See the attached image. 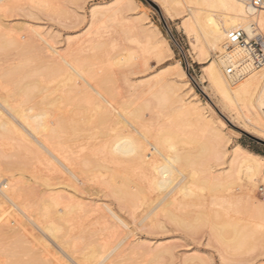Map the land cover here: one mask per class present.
Here are the masks:
<instances>
[{
    "label": "rangeland",
    "instance_id": "obj_1",
    "mask_svg": "<svg viewBox=\"0 0 264 264\" xmlns=\"http://www.w3.org/2000/svg\"><path fill=\"white\" fill-rule=\"evenodd\" d=\"M16 2V6H13L14 3H10L11 6L8 7L7 5H5L7 4V0L0 1V13L2 11V14H0V22L3 21L4 24L6 22V25H8L6 31L13 39L16 40V42L21 41V44H19L20 47L15 46L17 48L16 49L13 46L14 50L9 51L10 53L6 54V57L4 55H0V74H4V72L2 71H5L3 69H8L7 66L17 64V62L19 63V61L23 57L33 56V52L29 54L26 53V56H24L25 54L22 55L23 57L20 55L23 54V52L25 53L26 51L30 52L31 49L28 47V45H30L28 44L30 40L34 39V42H32L33 40L31 41L32 43L30 42L34 46L37 43L39 44L35 46L36 49L38 47L40 48L44 46V48L40 50L41 52H44L47 49V47L45 48L44 42L42 40L41 41L43 43L41 41H38L39 38L37 36V33L40 31L39 33L47 37L49 42L52 43L51 45L55 46L54 48L58 52L60 51V53L70 56L72 54L75 55L78 52V55L76 54L78 57L85 54L86 57L85 55L83 57L87 58L85 59L87 60V62L92 59L91 61L93 63H91V61L90 63L93 64L92 67H94V69H99L98 66L102 67L100 68L102 74L104 73L102 69L104 68V70H106L110 66V68L108 69H110L111 71L109 73L106 72L105 74H103V76H107L109 79L113 76L115 79L112 77V80H115V82H117L113 84L114 81L110 79V85L113 84L111 88L114 91L115 98L120 92V98H116L117 106L119 107V109L121 110L122 108L125 112H127V109L131 111L136 108L140 109L139 112L141 111L140 114L143 115H141L142 118L144 117L143 121L147 123L145 124V122H143V124L141 119V122H138L137 124L142 123V127L143 125L146 127L145 130L151 131V133H147L149 134L148 136L155 135V133L157 134L159 131L160 135L161 131H163L164 133L162 132V134L165 136L167 135L165 134V129L168 131L170 128L174 127L170 126L171 123H176V127L178 129L179 127H181V129H186V127L188 126L184 125V116L183 118L182 116H180L179 118L181 123L184 121V124L182 123L184 127L180 125L181 123L178 121V116L174 118L176 119V121L172 119L175 113L171 114L170 108L173 105V107L176 106V104H174V101H172L171 105H169L170 103L165 104V107H159L154 104L156 101L153 98L154 95L152 96L153 93L151 94L150 90L152 89H150L149 85L155 83L156 80L159 79V77L167 78L166 72L169 70V68H173L176 64V61H178L187 75L186 80L188 81V83L184 85L183 90L187 91L188 94L191 95L192 91H188V86L190 85L193 88V91L196 95H191V97L194 100H198L200 104H202L204 111L209 114V116L213 119L219 130L222 132V134H224L228 141L222 148L221 154L223 152L224 153L222 155L219 153L221 157H218L219 154H216V151L214 149L213 151L212 149H210V151H208V156L210 154L211 156H207V159L205 158V160H202L197 158L198 161H196L197 159H195L197 163L201 162V164L198 165L196 162H194L196 165H194L193 163L192 165L188 164L189 166L186 165L187 167H184L182 174L175 173L176 178L173 180L171 185L166 187H159L155 183L150 181L152 171H148L151 170V168L150 166L147 167L148 164L144 165V162L141 163V166L140 164H133L130 168L125 169L126 165L123 161L116 162V160H119H115L114 158L110 157L107 158L101 154H92L93 151L98 152V150L96 149L101 145L100 141H102L98 137L97 139H95V136H98L101 132L104 131V129L101 130V127L97 125V122L93 116L94 111L91 109V107H88L90 106L88 102H86L87 104H84L83 101L86 100L83 99L82 101H80L82 97L75 96L74 98H72L75 100L69 98V100H67V104V101L60 102L61 104L59 103L57 105V109H54L53 105H49L48 102L46 103L45 101H48L50 98H54V96L58 97V95L56 94L60 93L59 89L62 87L61 83L59 84V82L57 83V81H50L47 83L48 87H50L51 90L57 88L55 87V85H60V88H57V91L59 92L55 90L56 92L54 91V93H52L53 97L50 95L51 97L49 96L50 98L47 97L46 99L41 97V95L43 96L47 94L46 92H43L42 94L39 93L40 96L37 92L32 95L33 97L29 96L31 97L29 99L25 98V96L23 95V91V93L20 91L22 95L20 94V92H9L13 89L12 84L14 83L8 82L9 80H7L2 74V76L0 75V97H2L0 98V102L2 103L1 100H5L6 98L7 101L5 102L3 100L4 104L0 103L1 105H5L6 103L11 102L13 106H18V103L20 102L19 105L23 107V103H25L27 107V105L29 104L32 106V104H37L39 102L43 103L38 104V106L41 105L39 107H42L45 111H50V114L49 112L48 114L51 119L54 112L55 114L57 113L59 117L62 116L65 118L76 120L74 126H72V129L70 128L71 126L68 127L67 125L59 131L60 136L63 139V141L61 140V147H64L66 151H64V154L69 158L72 156L70 159L66 158V156L64 158H60V161L62 160L60 164L62 165L50 158L49 155L47 156V154L42 149L41 152L40 147L37 145L36 141H33V139L30 138L31 136H26L27 139H22V137H19L16 132H10V134H6L4 136V133H2L0 129V136H2L0 139V187L5 186V182L11 176L10 179H12L13 184H15L16 187H20V190L23 191H20L19 197L17 198V200H15V202L22 209V211L25 210V214H23L17 207L12 206L9 203H3V208L5 207L8 212V214L5 213L7 215L5 216L12 219L13 217L16 218V216L18 215L16 220L19 217L20 218L15 224H18L17 226H19V228L25 229V232L28 231L26 234L28 238L32 239V241L36 244V247L45 250L42 245L46 244V250L47 248L49 250H52L54 256H57L59 257L58 259H61L56 260L54 256L52 257L53 259H55L57 264H264V226L257 227L255 224L256 222L261 221L264 225V215L258 212L254 207L256 205L255 203L264 205V190L263 193L258 191L259 187H262L264 189V183L262 182L261 176L255 175L253 177V181L255 182L254 186L250 185L249 182L246 181V179H242L236 180L235 183L230 186L231 188L229 187V189L227 190H212L207 186H203V189L199 184V181L208 179V177L211 178V176L219 173V171L225 172L227 170V168L229 167V153L233 145L236 143H240L245 148L264 156V127L260 125H253L246 121V112L242 101H237L233 108H227L223 105L218 94L215 92V89L206 79L204 66L209 62L210 58H205L204 51L206 46L202 44V40H196L191 30H186V28L182 24L184 13L175 14L174 11L170 8V5L164 0H135V3L131 4L132 8L125 10L122 9V6L120 4L116 5L114 0H17L15 1V3ZM120 7L124 12H121L120 10L119 13L117 11L118 9H120ZM109 14L110 17L108 18L107 16ZM104 16L105 18H103ZM2 23L0 24L1 27ZM141 27H153V29L157 28L160 31V35L166 39L168 45L172 48L173 51L169 59L159 61L152 52L146 51L143 48V40L139 36V34H141ZM260 29L264 34V29L261 26ZM31 31L33 32L30 34ZM133 31L138 33L137 37L135 36L136 33H134ZM24 33L26 34L24 35ZM109 39H111L113 42L110 40V43ZM35 40L37 43L35 42ZM104 40L107 41L104 42ZM97 41H101L102 44L104 42L102 46L103 50L98 49V51H96L95 48L97 46L95 44L97 43ZM24 43L25 45H23ZM105 43H109V46ZM14 44L18 45L17 43ZM102 44H100V46ZM23 47L25 48L23 51L17 52L19 50H22ZM118 47H124L123 49H125V51L123 49L122 51L120 50V52L124 53V55L122 56L121 60L116 63L114 57L117 55V53H119L118 50V52L116 51ZM72 49L75 50L73 51ZM104 49L109 51L106 52ZM126 49H128V51ZM103 51H105V55H107L108 53L109 56H105ZM69 52L71 53L69 54ZM100 52H102L103 54H100ZM114 52L116 54H114L113 57L112 54ZM210 53L213 54L212 51H210ZM87 55L90 57L92 55L94 57H91L90 59ZM82 56L80 57V59H84L82 58ZM111 56L113 57V59H111ZM104 58H106V62ZM101 59L104 60V62H102V65L99 64L101 62H98L102 61ZM94 60L96 62V65L94 64ZM110 62H112V64ZM144 62L149 65L142 67V69H139L138 65L143 64ZM34 65L35 62H32L30 66ZM111 72L112 75H109L111 74ZM121 72L123 73L121 74ZM4 78L5 80H2ZM19 78L18 81L20 85H23L28 81L26 80L22 82L23 77L21 76V79ZM6 81L8 83H6ZM7 84L12 85L10 86V88H12L10 89ZM148 87L150 90L148 89ZM37 94L38 96H36ZM3 95L5 97H3ZM26 97L28 96L26 95ZM126 97L127 99H125ZM69 101H72L73 103ZM122 101H124L123 106ZM82 103L84 105H82ZM144 103H148L149 105L145 107ZM8 104L11 105L10 103ZM76 105L82 106V108L84 107V110H86L85 108L88 107L87 109H90L91 111L86 110L85 112L82 108L76 107L78 109L75 108L73 110H78L79 113H77L78 111H74V114V112L72 110L70 111L69 109H72V107H75ZM130 105L132 106L130 107ZM38 106L36 105L37 108ZM62 106L63 108L65 106V108L63 110H59L62 109ZM157 107L160 109H158ZM47 108L48 110H46ZM79 108L82 109L83 112H85H82L84 116L85 114L87 115V112L89 111V114L87 115L89 117V119L87 118L88 120H84V118H86L87 116L82 117L83 115L82 113H80L81 110H79ZM65 110H68V112ZM65 112H67L68 114H65ZM71 114H74L73 116H76V118L69 117L72 116ZM145 118L147 121L144 120ZM77 121L79 126L76 125ZM79 121L82 124H80ZM148 122H150V124L152 123L154 127L152 126V124L151 127H149L150 125H148ZM168 126H170V128ZM176 127L173 128L174 131ZM149 128L153 129V132L152 130H149ZM190 128L188 127L189 130H191ZM158 129L159 131H157ZM173 129L170 130L172 131ZM98 130H101L100 133H98ZM41 133L42 132H40V134ZM102 135H99V137L103 138ZM21 139L23 141H26H24V145ZM76 139L78 140L75 142ZM27 140L29 141V143L27 142ZM67 140L73 142L71 143ZM175 140L173 139V143H175L174 146H176L175 149L179 151H184V148H192L191 151L196 150L193 145H190L188 143L182 144L181 142L183 141L179 142L177 139ZM25 143H28L29 146L26 147V145L28 144L25 145ZM94 143H97L95 147ZM89 144H91V147L89 146ZM30 146L31 150L32 148H35L34 150L38 149V151L36 152L39 153V155L40 152L41 155H44L45 153L46 155H44V157H48V159L42 157L43 155H38V157L36 155L35 157L34 153H37L34 151L33 153L28 148ZM17 149H22V151H19ZM24 149H26L25 153L23 152ZM27 149L30 153H27ZM168 149L167 144H164V146L161 148L162 154L165 153L163 155L168 156L173 153V151L171 152V149ZM67 150H69V153L72 150V155H68ZM81 153L83 154L81 155ZM100 155L104 158H102L103 160L99 157ZM20 157L23 158L19 162L18 158L20 159ZM158 158L162 159V157L160 156ZM95 159L97 162L95 161ZM107 159H109L110 161H108ZM22 161L23 163H21ZM16 162H18L19 164ZM64 168L67 169L65 170ZM70 170L73 172L75 179L73 178V176H71V173L69 172ZM109 171L111 172L109 173ZM112 171H116L117 173H119V171H125L131 178L130 185L132 187L133 183L134 185L137 184V186H142L139 191H142V193L135 194H140V196L138 195L137 199L133 197L136 201L132 199L127 202V204H129V202L130 204H132V206L130 205V207L126 204L129 208L125 205V203H121V198L118 199L117 195L115 193H112V188L115 189V191L117 189H122L121 187H123L122 184L124 183H122L123 179H121V176L118 177V174L112 175ZM125 172L121 174H126ZM112 176H114V178ZM107 178L109 179L107 180ZM112 178L115 180L113 181ZM106 180L108 184H106ZM134 180H139L141 184L139 183V181L134 182ZM108 181H111L115 186H109V184L111 185L112 183ZM119 182H121V184ZM182 185L187 188L186 191L183 190V192H187L186 194H184L181 189H179V187H183ZM51 187L54 189H51ZM48 188H50L52 192L55 190L54 193H50V190H48ZM63 189L66 192H64ZM131 190H135V187H133ZM57 191L61 192V195L67 193L65 194L67 195L65 198L69 196L67 198L70 199L68 200L69 202L67 201V199L63 198L65 195L63 197L61 196V198L60 193H58ZM68 192L70 194L75 193L76 199L73 198L74 194L72 198H70L71 196ZM56 193H58V195ZM52 194L57 195L60 201L63 200L66 202L64 203L63 201H61L62 204L75 203L79 198L78 201H83L82 203L87 202L89 203V205H92H90L88 209L86 206H84V208L80 206L79 208H76V212H74L76 209H73L70 213L71 218L68 215L69 222L66 221L64 224H62L63 227L66 226V228H68L66 230L65 227V229L62 227L63 231L61 234L59 233V235L67 233L65 234V236H63L64 239L67 238V240L65 239L67 243L65 241L63 245H61L59 241L57 243L55 239L49 237L46 232H42L43 226L41 225L45 220L41 216V210L38 209L40 208L41 202H43L44 200L43 198L47 199L48 197L46 195L52 196ZM222 198H224V201H222ZM72 199L75 200L73 201ZM124 201L125 200L122 199V202ZM169 201H171V203L167 204ZM135 204L136 206L133 207V205ZM97 207L99 209H97ZM90 208H92L93 211H90ZM168 211L175 215L176 220H183L184 222H187V220L188 222H190V219L194 220V215L197 216V213L198 215L202 212L203 214L218 212L221 213V215H224L226 213L228 214V216L234 219V221L238 220L236 221V223L238 222L237 224H248L252 228V230H254V234L246 239L247 242L245 241L243 244H239V246H234L235 244L233 245V242L229 239L230 235H225V237L227 238H225L224 240V242L227 241L225 242L227 245H225L223 241H219L218 243V241L212 239L213 237L211 238L209 232L210 227L207 222H204L203 224V222L200 223L196 221L195 223L194 221H192V223L196 225L194 227V230L190 231V229L188 228L177 225L175 219V222L173 221V219H170L171 217L167 215ZM101 213L103 214V216ZM112 213L119 216L122 219L123 223H119L120 221L115 219ZM99 214H101V216H99L100 218L98 217ZM176 215L179 217H177ZM20 220L22 225L19 223ZM123 225H125V227ZM91 234H93L92 237ZM66 235H68V237H66ZM229 240L230 243H228ZM86 242H88V245L86 244ZM68 243L70 244L68 245ZM92 244H94V246ZM60 246L64 249H62ZM93 247H96L97 251L99 248L101 249L100 252L98 251L99 254H97L96 258L93 259V261L88 262L84 259V257L86 256L88 249H92ZM163 248L166 249V251L168 250L167 252L170 253H162L161 250H163ZM89 252H91V250H89ZM0 255L1 262L4 260V255ZM81 259H84L85 261H82ZM70 260L73 262L75 260V262L73 263ZM5 261L6 264L9 263V259L7 258L2 263L5 264Z\"/></svg>",
    "mask_w": 264,
    "mask_h": 264
},
{
    "label": "bare ground",
    "instance_id": "obj_2",
    "mask_svg": "<svg viewBox=\"0 0 264 264\" xmlns=\"http://www.w3.org/2000/svg\"><path fill=\"white\" fill-rule=\"evenodd\" d=\"M0 1H2V0H0ZM12 1H14V2H12ZM15 1H17V0H7V4H5V5H7L9 7V6H11L10 3L11 4L14 3L13 6H16L17 2L15 3ZM39 1H44V0H39ZM164 1L170 5V8L174 11L175 14L184 13L182 24L184 25V27L186 28L187 31L191 30L193 32L196 40H202V44H204L206 46L205 51H204L205 58L210 57L209 62L207 64H205V66H204L206 79L211 84V86L215 89V92L218 94L223 105L226 106L227 108H233L237 101H239V100L242 101V103L245 107L246 121L249 122L250 124L260 125V126L264 127V110H263L264 68L254 69V68H251L249 66H245L242 69L237 70L236 72H234L232 74L226 73L228 66L233 62V60L239 54L238 51H234V52H228L227 51V49H226V32L229 29L241 28L249 36H251L253 34L254 24L258 25V26L260 25L264 29V11H260L258 13H253L248 6L247 0H164ZM114 2L116 3V5L120 4L122 6V9L125 10V9H131L132 8L131 4L135 3V0H114ZM122 9L120 7V9H118L117 11L119 12L121 10V12H124V11H122ZM114 12H116V11H114ZM0 14H2V11ZM101 14H102V12H101ZM110 14L107 16L108 18L110 17ZM113 14H115V13H113ZM105 16L103 18H105ZM113 17H114V15H113ZM0 18H1V16H0ZM2 22H0V24ZM260 26H259V28H260ZM7 27H8V25H6V22H5V24L3 22L2 27L0 28V55H4V56L6 54L10 53L9 51L14 50L13 46L18 47L19 44H21L20 40H19L20 42H16V40L13 39L9 35V33L6 31ZM18 27H19V25H18ZM30 28H32V27H30ZM20 29H21V27H20ZM32 32L33 31H31L30 34ZM39 32L37 33V36L39 38L38 41L42 40L44 42L45 48L47 47L48 50L46 49L44 52H41L40 50L42 48H44V46L41 45L43 47H40V48L38 47L36 49L35 46L38 43L35 40V42L37 44H35V46H34L33 44H31L32 42H34V39H32L33 41L30 40V42L32 41L31 43L30 42L28 43V44H30V45H28V47L31 49L30 52L26 51L25 53L23 52V54H20V55L22 56L25 54L24 56H26V53L29 54V53L33 52L34 53L33 56H29V57H23L22 56L23 58L21 57L22 59L19 61V63L18 62H17V64L11 63L13 65L9 64L11 67L7 66L8 69H3V70H5V71H2V72H4V74L1 73L0 75L2 76V74H3V76L7 80H9L8 82L14 83V84L9 83V84H12L13 86L7 84V86H9V88H10V86L13 87V89L10 90L9 92L14 91V93H15V92H20V91L22 92L23 91L24 93L23 92L22 93L25 96V98H29V99L31 98L29 96H32L33 94H35L37 92H38V94L39 93L42 94L43 92H46L47 94H45L43 96L41 95V97L47 99V97H49L50 95L52 96V93H54L55 90L57 91L58 87L60 88V85L56 86L54 84L55 87H57V88L51 90L50 87H48L47 83L50 81H57V83L59 82V84L61 83L62 87L60 89L58 88L60 90V93L56 94V95H58V97L54 96V98H50L51 97L50 96L49 97L50 99L48 101H45L46 103L48 102L49 105L50 104L53 105L54 109H57V105L60 102L67 101V100H69V98L72 99L75 96L82 97L80 101H82L83 99L86 100L83 102H84V104H87L86 102H88V104L90 105L88 107H91V109L94 111L93 116L97 122V125L101 127V130L104 129V131L101 132L103 135L100 133L101 130H98L99 131L98 133H100L99 135H102L103 138L99 137V135L95 136L96 138L94 137L95 139H97V137H98L102 141H100L101 145L99 144L100 146L98 145L99 147L96 149V150H98V152L93 151L92 152L93 155L101 154L107 158L110 157V158H114L115 160L118 159L119 161L116 160V162H122L123 161L124 164L126 165L125 169L130 168L133 164L134 165L140 164V166H141V163L144 162V165L148 164L147 167L150 166V168H151V170H148V171H152L150 181L155 183L159 187H162V186L166 187V186L171 185L173 180L176 178L175 173L182 174L184 167H187L190 164L192 165V163L194 165H196L194 162L198 161L197 158L205 160V158L208 156V153H209L208 151H210V149H212V151L214 149L216 151V154H219V153L221 154L222 148L224 147V144L228 141V139L224 136V134H222V132L219 130V128L217 127V125L215 124L213 119L209 116V114H207V112L204 111L202 104H200V102L198 100H194L191 97V95H196L195 92L193 91V88L190 85L188 86V91H192L191 95H189L187 91L183 90L184 85L188 83V81L186 80L187 75H186L185 70L183 69V67L180 65V63L178 61H176V64L174 65L173 68H169V70L166 72L167 78L166 77H161V78L159 77V79L156 80L155 83H152L151 85H149L150 89H152V90H150L149 87H148V89L151 91V94L153 93L152 96L154 95L153 98L155 99L156 102L154 103V100H153V103L156 104V106L160 107V106H164L165 104H169V103H170L169 105H171L172 101H174V104H176V106L173 107L174 105L172 104L173 106L170 108V110H171L170 113L171 114L175 113L174 117L172 119H174L175 117L178 116L177 117L178 121L181 123L179 118H180V116H182V118L184 116L185 117V124H184V121L182 123L184 125L188 126L189 128L191 127L190 128L191 130H189L188 127H186V126H185L186 129H184V128L181 129V127H179V124H178V127H179V129H178L176 127V123L175 124L173 123L174 125L171 123L170 126H174L173 128L176 127L177 130L175 129V131H174L173 128H170V126H168L170 129H173V130L171 131L168 128L169 130L167 131L165 129V134H167V135L164 136L162 134L163 131H161V135H160L159 134L160 131L158 129L157 131H159V132L157 134L155 133V135L148 136L149 134H147V133L148 132L151 133V131L145 130L146 127L144 125L142 127L141 124L145 121H143V118H144V117L142 118L143 115L140 114L141 111L139 112L140 109L136 108L133 111L127 109V112H125V111H123V109L121 107H120L121 108V110H120L119 107L117 106L116 98L117 97L120 98V95H119L120 92L118 94L119 96L117 95L115 98L114 91L111 88L112 85L117 83V82H115V80H112V77H113L112 76L110 79L114 82L112 85H110V79L107 76H103V74H105L106 72L109 73L111 71L110 69H108V68H110V66L109 67L107 66L108 68L106 70H104V68H103L102 71H104V73L102 74L101 70H100V68H102V67L98 66L99 69H94V67H92L93 64H91V63H93V62L91 61L92 60L91 57L93 58L94 56L91 55V57H90L87 55L91 59L87 62V60H85V59H87V58H85L86 57L85 54H83V56L85 55V57H83L81 55L82 58H84V59H80L81 56L80 57L77 56L78 52L77 53L75 52L77 55L72 54L74 56L62 54V53H60V51L58 52L54 48L55 46L51 45L52 43L49 42L47 37L41 35ZM26 33H24V35ZM134 33H136V32H134ZM140 33L141 34H139V36L143 40V48L146 51L152 52L159 61L166 60V59H169L171 57V55L173 53L172 48L168 45L166 39L160 35V31L157 28L153 29V27L152 28L151 27H148V28L141 27ZM137 34L138 33H136V35H135L136 37L138 36ZM27 39H28V37H27ZM70 39H72V38H70ZM112 39H113V37H112ZM110 40L111 39H109V42L111 43L112 40L111 41ZM136 40H138V39H136ZM85 41H87V40H85ZM101 41H97V43L95 44L97 47H100V48L96 47L95 48L96 51H98V49L103 50L102 46H103L104 42L107 40H104L103 44ZM14 43H17L18 45H15ZM100 44H102V45L100 46ZM105 44L108 45L109 43H105ZM23 45H25V43ZM104 46H106V45H104ZM24 47L22 50H19L17 52L23 51L25 49ZM29 48H27V49H29ZM123 48L118 47V49H116V51L118 50L119 53H117V55L115 57L113 55L116 53L114 52L112 54V56L115 58L116 63L118 61H120L122 56L124 55V53L120 52V50L122 51ZM36 50H37V52H36ZM101 50H99V51H101ZM123 50L125 51V49H123ZM126 50L128 51V49H126ZM105 51L108 52L109 50H105ZM105 51H103V53ZM210 51H212L213 54H211ZM70 53L71 52H69V54ZM101 53L102 52H100V54ZM104 55H105V53H104ZM107 55H108V53H107ZM107 55H105V56H107ZM110 55H111V53H110ZM113 57L111 59H113ZM95 58H97V57H95ZM123 58H125V57H123ZM105 59L106 58H104V60ZM104 60L98 61V62H101L99 64L102 65V62H104ZM109 60H110V58H109ZM90 61H91V63H90ZM148 61H150V60H148ZM32 62H35L34 66H30L32 64ZM98 62H97V64H98ZM105 62H106V60H105ZM140 62H141V60H140ZM110 63L112 64V62H110ZM94 64L96 65L95 60H94ZM148 65L144 62L143 64H139L138 68L142 69V67H145ZM129 71H130V69H129ZM112 72L109 75H112ZM142 72H145V71H142ZM122 73L123 72H121V74ZM137 73H140V72H137ZM135 74H136V72H135ZM21 76L23 77L22 82L28 80L25 84H23L21 82L23 85H20L19 81H18V78L20 77L19 79H21ZM126 76H123V77H126ZM121 77H122V75H121ZM5 78L2 80H5ZM123 81H124V79H123ZM8 82L6 81V83H8ZM137 84H139V83H137ZM4 85H6V84H4ZM152 85H153V87H152ZM116 88H117V85H116ZM116 88H114V89H116ZM21 92H20V94L22 95ZM57 92H59V91H57ZM38 94L36 96H38ZM40 94H39V96H40ZM26 95L28 97H26ZM3 97H5V96L3 95ZM0 98H2V97H0ZM125 99H127V97ZM3 100L4 99L1 100L2 101V103L0 102L1 104H4ZM72 100H75V99H72ZM4 101L6 102L7 98ZM24 101H28V100H24ZM69 102H72V101H69ZM8 103L11 104V102H8ZM8 103H6L5 105L0 104V109H1L0 110V129H1L2 133H4L3 134L4 136L6 134H10V132H14V133L16 132V134H18L19 137H22V139H25L26 136L27 137L31 136L30 138L33 139V141H36L37 145L40 147V150L42 149L47 154V156L49 155L50 158H52L54 161L59 162V164L62 161V160L60 161V158H64L66 156V158L70 159L72 157L71 156L69 158L67 155L64 154L65 148L63 147L64 148L63 149L61 147L62 146L61 140L63 141V139L61 138L59 131L67 125H68V127L71 126L70 128L72 129L73 128L72 126H74L75 121H76L75 119L65 118L62 116L59 117V115L57 113L55 114L54 112L52 114V119H51L49 117L50 111H45L42 107H39L41 105L38 106V104H43V103H39V102L37 104L34 103L35 105L32 104V106L29 104L30 106L27 105V107H26L25 103H23V102H22L24 104L23 107L21 105H19L20 102L18 103V106H13L12 104L9 105ZM67 103H68V101L66 102V104ZM123 103H124V101H122V106H123ZM84 104L82 103V105H84ZM127 104H129V103H127ZM130 104H131V102H130ZM149 104H150V102H149ZM149 104L146 103L144 106L146 107ZM36 105L38 106V108L36 107ZM132 105H130V107ZM140 105H141V103H140ZM68 106H71V105H68ZM73 107H72V109L71 108L70 109L68 108V109L70 111L72 110L74 112L75 110H73V109H75L76 107L82 108V106H79V105L78 106L76 105L74 108ZM64 108H65V106H64ZM64 108L62 106V109H59V110H63ZM80 108H79V110H81L80 113H82L83 112L82 109L84 110V107L82 109H80ZM87 108H85V109L90 110ZM76 109H78V108H76ZM132 109H133V107H132ZM158 109H160V108H158ZM46 110H48V108ZM86 110H84V111L86 112ZM65 111L68 112V110H65ZM76 111H78V110H76ZM48 112H49V114H48ZM67 112H65V114ZM75 112H74V114H75ZM85 112H83V113H85ZM88 112H87V115L89 114ZM77 113H79V111ZM83 113H82V115H83L82 117L87 116L86 114L84 116ZM74 114H71L72 116H69V117L76 118V116L75 117L73 116ZM69 115H70V112H69ZM87 118L89 119V117L87 116L86 118H84V120ZM141 119H142V123L137 124L138 122H141ZM144 120H146V118ZM148 120H149V118H148ZM174 120L176 121V119H174ZM146 123L147 122H145V124ZM148 123H149L148 125H150L149 127H151L152 123L151 124H150V122H148ZM182 123L180 125H182V127H184ZM80 124H82V123L80 122ZM76 125H78V121H77ZM152 126H153V124H152ZM20 129H22V130H20ZM149 130H152V132H153V129L149 128ZM185 130H187V131H185ZM155 131H156V128H155ZM166 131H167V133H166ZM40 132H42L43 134L42 133L40 134ZM14 133H12V134H14ZM18 136H17V138L19 139ZM1 137L2 136H0V139H1ZM11 138H12V136H11ZM68 139H69V137H68ZM72 139H70V140H72ZM173 139L174 140L177 139L179 142L183 141V142H181L182 144L188 143L190 145H193L196 150L191 151L192 148H190V149L184 148V151H179V150L175 149L176 146H174V145L176 143V140H175V143H173ZM70 140H67V141L69 142ZM77 140L78 139H76L75 142ZM24 141H23V145H24ZM27 142L29 143L28 140H27ZM28 143H25V145ZM97 143H94V147L96 146ZM91 144H89V146ZM164 144H167V149L169 148V149H171V152L173 151L172 154L169 153L170 155H168V156L163 155L165 153L162 154L161 148L164 146ZM27 146H29V144L26 145V147ZM184 147H186V146H184ZM28 148L30 149L31 146ZM34 149L35 148H32V150L31 149L30 150L32 152L38 151V149H36V150H34ZM178 149H180V148H178ZM17 150L22 151V149L21 150L17 149ZM25 150L26 149L23 150L24 153L26 152ZM42 150H41V152H42ZM71 151L69 153V150H67L68 155H72ZM73 151H75V150H73ZM41 152H40V155H41ZM27 153H30L29 150L27 151ZM45 153H44V155H46ZM82 154L83 153H81V155ZM213 154H215V153H213ZM220 154L218 155V157L220 156ZM34 155H35V157H36V155L38 157L39 153H37V154L34 153ZM44 155L42 157H44ZM79 155H80V153H79ZM101 155L99 157L102 159L103 157H101ZM229 155H230L229 156V163H228L229 169L227 168V170H226L227 172L226 171L225 172L219 171V173L214 174L213 176H211V178L208 177V179H203V180L199 181L201 188H203V186L204 187L207 186V187H209V189H212V190L213 189H226L227 190V189H229V187L232 184L235 183L236 180H242V179H246V181H248L250 185L254 186L255 182L253 181V177L255 175H260L262 178V182L264 183V156L263 155L245 148L240 143H236L233 145L232 149L230 150ZM159 156L162 157V159H159L158 158ZM209 156H211V154ZM22 158L23 157H20V159L18 158V161L20 162ZM44 158L48 159V157H44ZM195 159H197V160L195 161ZM107 160L110 161L109 159H107ZM202 160H199V161H202ZM95 161H96V159H95ZM16 163H18V162H16ZM21 163H23V161ZM197 164L199 165V164H201V162H199ZM60 165H62V164H60ZM64 169L66 170L67 168H64ZM146 169H148V168H146ZM3 170H5V169H3ZM116 171L111 173V174L112 175L118 174L117 175L118 177L121 176V179H123L122 183L124 182L122 184L123 187H121L122 189H117L115 191V189L112 188L113 186H115L111 182L112 180L108 181V182H111L113 184V185L109 184V186H112V187H110V188H112L111 190H113L112 193H115L117 195L118 199L121 198V203L122 204L125 203V205H126L128 201L134 199L133 197H135L137 199V196L138 195L140 196L142 191L141 192H139V191H140V188H142V186L140 187V186H137V184L134 185V183H133V187H135V190L132 191L131 189L133 187L130 185L131 184V180H130L131 178L128 175V173L124 171L126 174H121L124 172L119 171V173H120V175H119V173H117ZM69 172L71 173V176H73V178H74L73 172L71 170ZM110 172L111 171H109V173ZM109 173H107V174H109ZM122 175H124V176H122ZM112 177L114 178V176H112ZM10 178H11V176H10ZM10 178H8L7 181L5 182L6 183L5 186L0 187V254L4 255V257L2 256L4 260L6 258L9 259V263H7V264H57L55 259L56 260H61V259H58L59 257L54 256V253L52 250H49L48 248L46 250V247H45L46 244L42 245L43 248H45V250L42 248L36 247V244L32 241V239L28 238V236L26 234L28 231L25 232V229H21V228H19V226H17L18 224L17 225L15 224L17 222V220L20 218L19 217L16 220L18 215L16 216V218L13 217L12 219H10L9 217L8 218L6 217L7 215L5 213L8 214V212L5 209V207L3 208L5 203H9L12 206L17 207L20 212L25 214L24 213L25 210L22 211V209L15 202V200H17V198L19 197L20 191H22V190H20L21 189L20 187H16V185L13 184L12 179H10ZM108 179L109 178H107V180ZM107 180H106V184H108ZM114 180L115 179H113V181ZM138 181L134 180V182H138ZM119 183L121 184V182H119ZM139 183H140V181H139ZM106 186H108V185H106ZM51 189H54V188L51 187ZM179 189H181L182 192H183V190L184 191L187 190V188L185 186H183L182 188L179 187ZM261 189H263V188L261 187ZM48 190H50V188H48ZM54 191L52 192L50 190V193H54ZM63 191L66 192L64 189H63ZM58 193H60V197L61 196L63 197L65 194H67V193H64L63 195H61L62 194L61 192H58ZM58 193H56V194L58 195ZM136 193H140V194L135 195ZM183 193L186 194L187 192H183ZM73 194H74L73 198L76 197L75 193H72V194L69 193V195L71 196L70 198H72ZM57 195L52 194V196L49 195L50 197L48 195H46L48 198L47 199L43 198L44 200H43V202H41L40 208L38 207L39 208L38 210H41V216L46 221V222L43 221V224H45V225H43V224L41 225V226H43L42 232L43 231L46 232V234H48L49 237L55 239L57 241V243L59 241V243L61 245H63L65 243V241L67 240V238H65L66 239L65 240L63 236H65V234H67V233H65V234L63 233V235H59V233L60 234L62 233V231H63L62 229L64 227L66 228V226L63 227L62 224H64L66 221L69 220L70 213L73 209L79 208L80 206L82 208H84V206H86L88 209V207H90L91 204L89 205V203H87V202H84L85 203L84 204V203H82L83 201H81V202L78 201L79 198L77 199V202H75V203L62 204L61 201H63V200L60 201L59 197ZM66 196L67 195H65L63 198L67 199L69 197L68 196L67 198H65ZM75 199H72V200L74 201ZM122 199L125 201L122 202ZM68 200H70V199H67V201ZM222 201H224V198H222ZM63 202L66 203L65 201H63ZM119 202H120V200H119ZM131 203H132V201H131ZM133 203H134V201H133ZM169 203H171V201H169L167 204H169ZM94 204H96V203H94ZM255 204H254L255 205L254 207L257 209V211L264 215V205L258 204V203H255ZM29 205H30V203H29ZM127 205L129 207H130V205L132 206V204H130V202ZM93 206H95V205H93ZM135 206H136V204L133 205V207H135ZM33 208H34V206H33ZM82 208H80V209H82ZM92 208H94V207H92ZM92 208H90L89 210L91 211ZM24 209H26V208H24ZM97 209H99V208L97 207ZM76 211H77V209L74 212H76ZM90 211H88V212H90ZM101 214H99L98 217L101 216ZM112 214L115 217V219L120 221L119 223H123L122 219L119 216H117L114 213H112ZM68 215H69V217H68ZM167 215H169L171 217L170 219H173V221H174V219L176 220L175 215L170 213V211H168ZM102 216H103V214H102ZM177 217H179V216H177ZM194 218H195L194 220L190 219L191 220L190 222H188V220H187V222H184L183 220H176V223H177V225L188 228L191 231V230H194V227L196 225V224H193L192 221H194L195 223H196V221L200 222V223L203 222V224H204V222H207L209 224V227H210L209 232H210L211 238L213 237L212 239L218 241V243H219V241L224 242V240L226 238L225 235L226 236L230 235V238L229 237L228 238L233 242V245L235 244L234 246H236V245L239 246V244H243L246 241V239L249 238V236L254 234V230H252V228L248 224H245V223L237 224L238 222L236 223V221H238V220L234 221V219H232L226 213L224 215H221V213H218V212H216V213L211 212V213H204V214L202 212L199 215L197 213V216L194 215ZM19 223L22 225L21 220L19 221ZM200 223H199V225H200ZM255 224L257 227L264 226L261 221L256 222ZM41 226H40V228H41ZM73 226H74V224H73ZM123 226L125 227V225H123ZM67 228H66V230H67ZM29 231H31V230H29ZM92 235L93 234H91V237H92ZM48 236H46V237H48ZM66 237H68V235H66ZM230 240L228 243H230ZM88 242H86V244ZM91 242H93V241H91ZM225 242H227V241H225ZM66 243H67V241H66ZM69 244L70 243H68V245ZM71 245H73V244H71ZM92 245L94 246V244H92ZM222 245H224V244H222ZM225 245H227V244L225 243ZM89 246H90V244H89ZM97 246H100V245H97ZM80 248H82V247H80ZM95 248L93 247L92 249H88V251L86 250L87 254L85 257L83 256L86 261H88V262L93 261V259L96 258L97 254H99L101 248L98 249L99 252L97 251V248H96V250H95ZM62 249H64V248H62ZM67 249H68V246H67ZM89 250H91V252H89ZM167 251L164 248H163V250H161L162 253L166 252L169 254L170 252H167ZM83 255H84V253H83ZM53 256L55 259L52 258ZM84 259L83 260L81 259V260L85 261ZM4 260L1 261L0 264L2 262H4ZM71 262H73V261H71ZM74 262H75V260H74ZM2 264H4V263H2ZM5 264H6V261H5ZM75 264H77V263H75Z\"/></svg>",
    "mask_w": 264,
    "mask_h": 264
},
{
    "label": "built area",
    "instance_id": "obj_3",
    "mask_svg": "<svg viewBox=\"0 0 264 264\" xmlns=\"http://www.w3.org/2000/svg\"><path fill=\"white\" fill-rule=\"evenodd\" d=\"M247 2L253 13L264 11V0H247ZM226 49L228 52H239L238 56L228 66L227 74H232L245 66L254 69L264 68V34L258 25L254 24L251 36L241 28L229 29L226 32ZM258 191L263 193L261 187Z\"/></svg>",
    "mask_w": 264,
    "mask_h": 264
}]
</instances>
